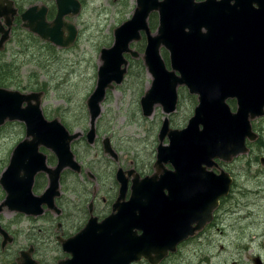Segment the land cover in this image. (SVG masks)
Instances as JSON below:
<instances>
[{"label":"water","instance_id":"1","mask_svg":"<svg viewBox=\"0 0 264 264\" xmlns=\"http://www.w3.org/2000/svg\"><path fill=\"white\" fill-rule=\"evenodd\" d=\"M56 2L57 15L49 21V9L44 4L32 5L20 13L14 0H0V50L10 39V30L18 15L22 26L41 39L61 47L72 45L78 30L65 17L77 15L82 4L79 0ZM153 12L159 14V26L155 33L149 24V16ZM5 24L9 29L5 28ZM65 30L67 35H64ZM142 32L147 40L142 56L147 71L153 77L151 86L141 98L144 115L151 116L157 104H161L166 113L173 112L179 99L178 87L183 85L192 94L199 95V105L183 129L170 128L169 118H165L160 135L162 140L169 136V143L159 146L155 164L157 172L135 180L137 193L130 200L119 203L118 208L119 213L126 218L128 215L129 220L134 221V226L141 225L138 228H143L144 221L176 213L171 229L175 233L152 237V232L146 230L143 236L134 233L135 247L141 250H134V253L137 252L135 254L126 250L129 256L118 263L116 254L122 250H116L115 242L121 234L109 231L111 228L107 223L116 217L113 214L101 225L91 221L79 234L67 240L65 246L71 251L72 258L70 263L62 261L60 264H128L140 256L149 259L151 264H157L165 254L159 250L164 242L173 250L194 229L202 228L213 219L218 196L213 198L210 205L204 193L199 197V205L194 202L195 192L200 189L196 186L201 180L199 178L204 172L210 175L203 165L213 166L216 158L226 160L246 153L247 138L255 137L251 119L264 115V0H138L133 16L115 29L113 45L101 51L103 63L98 69L97 85L87 100L91 118V128L86 135L88 143L96 140V122L107 91L114 89L116 84H122L125 79L129 63L126 54L140 56L131 44L142 39ZM162 46L170 52V67L162 57ZM42 96L41 91L22 92L0 87V126L6 121L26 124V138L14 147L10 164L0 179L7 191L3 203L12 210L31 214L42 213V204L53 201L58 192V177L66 167L81 170L72 143L83 133L70 131L58 118L48 120L41 108ZM228 99H236V112L231 110ZM109 141V138L104 140L105 151L117 158ZM41 146L56 154V168L51 169L47 165V155L40 150ZM166 163H170L174 169L169 170ZM40 171L48 172L51 182L45 194L36 196L32 188L35 176ZM179 175L183 181L181 189L177 183ZM220 178H224V173ZM119 179L122 186L118 201L126 199L128 189L127 179L123 178L121 170ZM226 181L229 183L230 180ZM211 182L210 189H214L217 182ZM165 190L169 191V196L164 195ZM176 203L179 204L177 212ZM195 221L198 222L197 227L192 226ZM100 226L103 229L101 234L97 232ZM189 227L193 230L189 231ZM156 231L164 232L159 226ZM129 236L132 237V234ZM104 242L110 245L114 243L113 247L109 248L110 245L106 244L105 248ZM97 245L100 248L98 256ZM108 248L112 249L109 253L116 250L114 259L100 260L104 254V257L110 255ZM254 261L257 264L262 262L260 257L254 258Z\"/></svg>","mask_w":264,"mask_h":264},{"label":"rangeland","instance_id":"2","mask_svg":"<svg viewBox=\"0 0 264 264\" xmlns=\"http://www.w3.org/2000/svg\"><path fill=\"white\" fill-rule=\"evenodd\" d=\"M26 1V7L31 4H46L50 9L49 18L52 19L53 8L56 10L55 0ZM80 1V13L66 16L78 30L77 39L70 47L43 41L37 35L34 36L39 38L38 43L33 42L21 28L13 32L5 50L0 53V61L7 64V70H2V76L10 79L12 84L2 87L22 92L43 91L41 108L44 116L49 120L58 118L70 131L83 133L74 142L72 149L76 158L87 166L88 170L97 168L99 164H109L114 168L139 165L143 171H153L152 167L146 169L150 166L149 160L154 158L155 161L159 143L158 132L167 114L160 104L151 116H144L142 113L140 100L152 83V76L146 67L141 69L140 65H144L142 56L133 58L127 55L128 73L123 83L108 90L101 103L102 112L96 122L98 142L92 147L86 145V135L91 128L87 100L97 85L98 69L103 63L101 51L113 45L115 28L132 17L137 0ZM55 15L56 12L54 17ZM144 39L132 44L139 53L144 52ZM165 52L169 57V52L162 47V55ZM28 83L37 84L41 88H23ZM179 95L178 108L169 117L173 127L183 128L199 101L197 95L190 94L185 86L179 87ZM228 102L235 111L236 99H229ZM257 120L253 121L255 130L264 136V117ZM25 137L24 122L8 121L0 127V176L9 163L14 147ZM106 138H109L112 148L118 152V161L104 153L102 140ZM164 143H168V138ZM41 149L48 157L54 155L48 148ZM240 156L242 157L224 168L234 173V191L239 188L251 190L240 199V205L230 207L235 213L226 215L227 211L222 207L229 200L222 203L223 217L226 215V218L219 227L228 232L230 229L234 230L233 225H239L240 228L235 229V232L232 230L228 233L234 235L239 232L251 241V246L242 245L238 250L228 251L220 250L216 243L210 250V236L206 234L200 241L189 243L192 240H188L182 243L180 257L168 264H255V256H260L264 262V167L260 158L256 162L255 153L252 151ZM70 181L71 190H76L71 196L81 197L82 186L78 185L72 176ZM0 191L1 203L6 196L1 184ZM75 224L78 226V221ZM207 229L209 228L206 227L203 231ZM219 237L227 244L230 242L227 236Z\"/></svg>","mask_w":264,"mask_h":264},{"label":"flooded vegetation","instance_id":"3","mask_svg":"<svg viewBox=\"0 0 264 264\" xmlns=\"http://www.w3.org/2000/svg\"><path fill=\"white\" fill-rule=\"evenodd\" d=\"M196 1L197 2H203L206 0H196ZM15 2H16V7L19 9L20 13L32 5L44 4V3L31 4V5L26 7V4H27L26 0H15ZM55 2H56V0H55ZM137 2H138V0H137ZM81 4H82V2H81ZM44 5H46V4H44ZM48 9H49V7H48ZM135 10H136V8H135ZM49 12H50V9L48 10V14H47L48 20L52 21L56 17L57 12H58L57 2H56V10H55V7L53 8V13H52V17H51L52 19L49 18ZM55 12H56V15L54 17ZM153 15H157L158 25L155 27V29H153L151 27V25H150V27H151L152 31L153 30L157 31V28L159 26V14L157 12H153L149 16V24H150V19ZM67 16H69V15H67ZM4 26L6 29H9V27L6 24ZM17 28H21L23 31H26V33H30L33 36L37 35V34L31 32L28 28L22 26V20H21L19 15L16 16V18L14 20V24L11 27L10 39H11L13 32ZM202 30L206 31V28H203ZM65 31L67 32V30H65ZM65 31H64V35H67V34H65ZM114 32H115V30H114ZM155 32L153 31V33H155ZM142 34H143L142 39L145 38L144 40H145V48H146V43H147L146 36H145L144 32H142ZM0 36H1V34H0ZM37 36H34V37H36L39 40L40 37L38 36L39 37L38 38ZM77 36H78V34H77ZM8 41L5 43V48H6V44L8 43ZM43 41H46V40H43ZM134 42H139V41H134ZM134 42H132V44ZM132 44H131V46H132ZM70 46H68V47H70ZM162 47H164V46H162ZM5 48L3 50H0V53H2L5 50ZM132 48H134V47H132ZM144 52H145V49H144ZM144 52L143 53L140 52V56H142L144 54ZM127 55H130V54H126V57H127ZM162 57L164 58L165 62L167 63V66L169 67L170 66L169 65L170 52H169V57H167L166 52L164 55H162ZM133 58H135V57H133ZM142 58H143V56H142ZM128 61H129V59H128ZM143 62H144V60H143ZM144 66H145V64H144ZM127 69H128V67H127ZM127 73H128V71H127ZM109 90H112V89H109ZM30 92H39V91H30ZM41 92H43V91H41ZM190 94H192V93H190ZM43 95H44V92H43ZM195 95H197L198 101H199L198 94H195ZM140 103H141V100H140ZM24 105H26V103ZM198 105H199V102L195 106L194 113L189 118V120L194 116L195 109ZM156 106H155V108H156ZM177 108H178V104H177L176 109L173 112L166 113L164 111L167 115L163 118L161 127L163 125L165 118L168 117L169 121H170V128L182 129V128L173 127L171 125V120L169 117V115L174 113L177 110ZM154 111H155V109H154ZM142 113H143V110H142ZM143 115H144V113H143ZM263 117H264V115L256 117L254 119H251L252 130H253L255 137L253 139L247 138L246 144L248 147V151L246 153H240L234 157H229L225 161L224 160L220 161L219 159H217V165H213L212 167L207 166L205 164L203 165V166L207 167L208 171H210V175L208 172H204L201 175V177L199 178L201 180L196 186L199 187L200 189H197V191L195 192L196 198L194 199V202L199 205V197L201 196L202 193H204V196H207V198H209L208 203L206 202L208 205L212 204L213 198L215 196H218L219 205L213 211L214 218L211 222L207 221L202 228L194 229L193 233L188 235V237L185 238L184 240L178 242L175 246V249H173V250H171L172 249L171 247H170L171 249L169 247H167L165 245V242H164L163 246H161V249H159V250L165 252V254L163 255V257L159 260V262L157 264L171 263L175 258L180 257L181 252H182V243H184L188 240H192L189 243L194 242V241H200L202 239V237L205 236L206 234H207V236H210V250L216 246V243H217V246L219 247L220 250H228V251H232V249L238 250L239 248L242 247V245H245V246L247 245L248 247L251 246L250 245L251 241L247 240L246 237L244 235L240 234L239 232L235 233L234 235H230L228 232L232 231L233 229H230L227 232L226 230H222L219 227L224 222L226 215H228V214L230 215L232 213H235V210L230 208V207H232L233 205H236V206L240 205V202H239L240 199L243 196H245L247 193H249L251 190L250 188H239L237 191H234V187H235L234 173L232 170H230V169L226 170L224 167L231 165L238 158L242 157L240 155L250 154L251 151L253 153H255L256 162H258V160L260 158V161L264 167V136H263V134H261L260 132L255 130L254 122H253L254 120H257V119H260ZM189 120H188V122H189ZM25 126H26V124H25ZM161 127H160V130L158 132L159 143H158L157 149H156L155 161H154V158L152 160H149L150 166L146 169V170H148L149 168L152 167L153 171H151V170L143 171L139 167V165H135L132 167H127V168H124L121 166L118 168H114V167H112V165H109V164H104V165L99 164L97 168H94L93 170L92 169L88 170V167L84 166L76 158L77 161L81 165V170L76 171L70 167H66L61 172L60 177H58L59 178V187H58L57 195H55L53 197V201L51 203L45 202L42 204L43 211L40 214H31V213H27L24 211L12 210L9 208V206L4 205L3 202L5 201V199L7 197V191L5 190L3 185L0 183L1 186L3 187L5 193H6L5 198L0 203V264H60L62 261H64V263H67V262L70 263V259L72 258V253L65 246V242L67 240L71 239L72 237L76 236L77 234H79L83 229H85L87 227V225L91 221H95L96 223L101 225L103 222H105V220L107 218H109L113 214H115L116 217L108 220L107 223H108L109 227L111 228L109 231H111L113 233L115 232V233L121 234V237L116 239V242H115L116 246L114 245L116 247V250L117 249L122 250L118 255L116 254V257H118L117 258L118 263L121 262V260L122 261L125 260L129 256L126 253V250H128V251L131 250V252H133V253H134V250H141V249L135 247V243L133 241L134 240V238H133L134 233L138 236H141V235L143 236V234L145 233V230H146V231L152 232L151 237L153 235H158V234H162L164 236L165 235H173L175 233V231H174V229H173V231L171 229H172V225H173L176 213H170V214H163L162 213L163 215L160 217L158 216L159 218L155 217V219H153L152 221H144V222H142L143 228L141 227L142 228L141 229V228H138L141 225L140 226L138 225V227L136 225H135L136 227L134 226V224H135L134 221L129 220L130 218L128 217V215L126 218L124 215H122V213H119V208H118L119 203H122L124 200H126V201L130 200L131 197L137 193V190H136L137 187L135 185L136 184L135 180H139L141 178L150 176V175L157 172V168H156L155 164L158 160L159 146L161 143L163 145L167 144V143H164L166 138H168V143H169V136L166 135L163 140L161 139V135H160ZM104 140L105 139L102 140L104 153L108 154L115 161H118L119 160L118 152L115 151L118 155V157L115 158L112 154L105 151ZM21 141H19V142H21ZM74 142L72 143V146H73ZM97 142H98V140L96 138L95 142L92 144H90L86 141V145L88 147H92ZM109 143H110V141H109ZM43 147L44 146H41V148H43ZM41 148H40V150L42 151ZM12 153H13V151H12ZM12 153H11V157H12ZM53 154L55 156L53 155L51 157H48V155L46 154L47 155V165L51 169L56 168V165L58 162V158H57L56 154L54 152H53ZM11 157H10V160H11ZM10 160H9L8 165L4 169V171L1 173L0 179L2 178L6 169L8 168V166L10 164ZM49 161H51V162L49 163ZM202 161H203V159H202ZM165 165L169 170L174 169V167L170 163H166ZM248 166H252V165H248ZM47 170H48V168H47ZM120 170L122 171L123 178L127 179L128 189H127V193H126V199H123V200L120 199L118 201V198H119L120 192H121V186H122V181L119 179ZM221 171H223L222 173H224V178H220V175L222 173L221 174H219V173ZM67 175H69L68 180H67ZM136 175H137V177H136ZM70 176L73 177L74 181L76 180L78 185L82 186V192H81L82 196L81 197H75V196L72 197L71 196V195H74L73 192L76 190H75V188H72V190H71ZM226 179L230 180L229 183H227ZM178 180L179 181L177 183L181 189L182 184H183L181 175H179ZM211 180H214L217 182L214 189H210V183H212ZM50 182H51V177H50V174L48 172H46V171L38 172L35 176V181H34L33 188H32L34 195L42 196L43 194H45V192L47 191V189L50 186ZM36 191L39 193H36ZM139 193H138V195H136L137 198L139 197ZM0 194H2L1 191H0ZM169 194L170 193L168 190L164 191L165 196H169ZM204 196H203V201H204ZM226 200H229V201L224 203V205L222 207L223 210L227 211L226 215L223 217V211L221 209V206H222V203L225 202ZM185 201H187V200H185ZM178 205L179 204L176 203V207H175L176 212L178 210ZM192 207H193V205H192ZM188 210H187V212H188ZM76 221H78V223H79L78 226H76V224L74 225V223H76ZM136 221H138V220H136ZM158 226L161 227L164 232L156 231ZM192 226L197 227L198 222L197 221L193 222ZM206 227L209 229L203 231ZM233 227H234V230L237 228H240L239 225H233ZM176 228H178V227H176ZM189 228H191V227H189ZM102 230L103 229L100 226V227H98L97 232L100 233ZM192 230H193V228L189 229V231H192ZM234 230H233V232H235ZM181 232H183V231H181ZM131 234H132V237L129 236ZM116 236H117V234H116ZM219 236H221V237L227 236V238H230V242L227 244ZM110 238H112V237H110ZM147 238H148V236H147ZM106 240H108V239H106ZM173 240L176 241L175 238ZM104 243H105V248H107V245L109 246L111 244V243H106V242H104ZM68 244H70V242H68ZM113 244L110 245L109 248L111 246L113 247ZM70 246H71V244H70ZM154 246L158 247V245H156V244H154ZM143 247H144V243H143ZM97 250H98V252H97V256H98L100 253L99 252L100 248L98 247V245H97ZM105 250H107V249H105ZM111 250L109 249L107 251L108 255L110 254L109 256L104 257V255H105L104 254L100 260H103V259L104 260H108V259L113 260L114 259L113 254L116 252V250H114V252L109 253V251H111ZM135 253H137V252H135ZM116 257H115V259H116ZM256 257H260V256H255V258ZM109 261H111V260H109ZM261 261L262 262H260V263L264 264L262 258H261ZM138 262H141L140 264H143V263L151 264L149 259L145 258L144 256H140L128 264H135ZM206 263L210 264V262H206ZM254 263H255V261H254ZM255 264H257V263H255Z\"/></svg>","mask_w":264,"mask_h":264},{"label":"trees","instance_id":"4","mask_svg":"<svg viewBox=\"0 0 264 264\" xmlns=\"http://www.w3.org/2000/svg\"><path fill=\"white\" fill-rule=\"evenodd\" d=\"M150 25L153 29H155L156 25H157V15H153L150 19ZM28 37L30 40H32L33 42L38 43V39L36 37H34L33 35H31L30 33H28ZM6 62H2L0 61V87L2 86H8L11 85L12 83L10 82V79H6L4 76H2V70L6 71L7 69V64H5ZM141 69L144 70L145 66L143 65V63L140 65ZM23 88H41L39 85L37 84H30L28 83L26 86H24Z\"/></svg>","mask_w":264,"mask_h":264},{"label":"bare ground","instance_id":"5","mask_svg":"<svg viewBox=\"0 0 264 264\" xmlns=\"http://www.w3.org/2000/svg\"><path fill=\"white\" fill-rule=\"evenodd\" d=\"M136 249V248H135Z\"/></svg>","mask_w":264,"mask_h":264}]
</instances>
